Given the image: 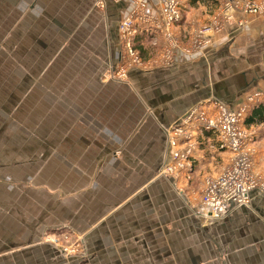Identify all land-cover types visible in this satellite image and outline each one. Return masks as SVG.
Wrapping results in <instances>:
<instances>
[{
  "label": "crops",
  "instance_id": "1",
  "mask_svg": "<svg viewBox=\"0 0 264 264\" xmlns=\"http://www.w3.org/2000/svg\"><path fill=\"white\" fill-rule=\"evenodd\" d=\"M145 1L160 22L162 0ZM183 5L179 46L166 56L164 32L138 24L144 67L112 76L131 0H0V264H264L262 192L222 216L201 206L230 163L216 137L198 131L190 180L162 173L168 130L197 103L264 101V15L238 11L189 51L218 6ZM61 229L84 254L42 241Z\"/></svg>",
  "mask_w": 264,
  "mask_h": 264
},
{
  "label": "built area",
  "instance_id": "2",
  "mask_svg": "<svg viewBox=\"0 0 264 264\" xmlns=\"http://www.w3.org/2000/svg\"><path fill=\"white\" fill-rule=\"evenodd\" d=\"M131 2V15L119 25L122 50L118 70L114 73L111 69L112 76L124 75L129 67H144V60L134 44L138 24L152 23L164 32L169 44L166 56L178 45L173 27L181 19L184 0H162L160 22L145 11V0ZM238 11L264 15V0H222L211 22L192 34L189 51H202L223 23L231 20ZM260 98L261 93L255 92L238 107L220 100L199 102L168 130L171 151L162 170L164 174L192 178L198 131L211 133L217 139L218 150L231 154L230 163L218 175L207 177L201 191V206L212 214L222 216L231 204L249 205L255 190L264 195V170L254 171L257 131L244 125L248 110L252 104L261 101Z\"/></svg>",
  "mask_w": 264,
  "mask_h": 264
},
{
  "label": "rangeland",
  "instance_id": "3",
  "mask_svg": "<svg viewBox=\"0 0 264 264\" xmlns=\"http://www.w3.org/2000/svg\"><path fill=\"white\" fill-rule=\"evenodd\" d=\"M183 7H184V5H183ZM218 7H220V4L218 5ZM218 7H217V9H218ZM217 9L214 11V13H216L218 11ZM214 13H212V14H214ZM179 21H181V19ZM176 25H175V27H173L174 31L177 28ZM143 26H145L143 28H145V30L149 32L148 36L150 38L148 37V39H152V37H153L155 40V37L157 34L156 31L158 30V28L155 27L152 23H145ZM151 27L154 28V30H151ZM199 29L200 28H198L197 30H199ZM174 36H176V40H177V42H179V40H178L179 34L176 33V34H174ZM154 40H152V45H154L153 44ZM188 41H190V39H188ZM134 44H135V41H134ZM252 105H251V107H252ZM244 121H245V119H244ZM244 125H245V127H248V128H254L257 131V138H256V142H255V146H256L258 144L257 142L263 138L264 125L261 126V124H260L258 126L257 124H253V125L248 126L245 124V122H244ZM255 172H260V171H255ZM57 231L58 230H55V232H48L47 235L45 233V236L44 235L42 236L43 237L42 241L50 242L54 246L61 248L62 254H64L66 256V258H67V256H70L72 258V257H76L77 255H80L82 253L84 254L83 243L80 242L81 238L79 237V235H75V234L72 235L69 233V230H66V229H61L59 232H57Z\"/></svg>",
  "mask_w": 264,
  "mask_h": 264
},
{
  "label": "trees",
  "instance_id": "4",
  "mask_svg": "<svg viewBox=\"0 0 264 264\" xmlns=\"http://www.w3.org/2000/svg\"><path fill=\"white\" fill-rule=\"evenodd\" d=\"M199 3L211 4V8H215L219 5V0H190L192 6ZM245 124L250 126L253 124H264V101H259L252 105L245 117Z\"/></svg>",
  "mask_w": 264,
  "mask_h": 264
}]
</instances>
